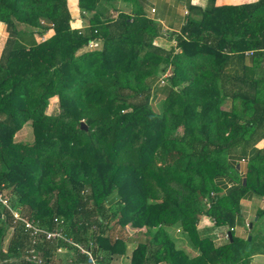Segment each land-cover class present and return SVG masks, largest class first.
Listing matches in <instances>:
<instances>
[{"label":"trees","instance_id":"1","mask_svg":"<svg viewBox=\"0 0 264 264\" xmlns=\"http://www.w3.org/2000/svg\"><path fill=\"white\" fill-rule=\"evenodd\" d=\"M132 2L0 0V192L9 195V208L0 203V264H21L31 250L49 263L60 247L76 263L89 259L33 236L13 211L63 230L98 262L135 238L131 264H249L255 254L233 227L247 193L264 197V148L245 159L264 136V0L192 6L170 47L142 10L121 8ZM74 8L84 28L73 29ZM94 40L101 50L88 49ZM54 97L59 108L48 114ZM28 123L35 142H14ZM234 160L249 161L247 175L226 192L219 180L234 177ZM204 216L232 237L222 245L203 237ZM175 227L197 256L176 249Z\"/></svg>","mask_w":264,"mask_h":264},{"label":"crops","instance_id":"2","mask_svg":"<svg viewBox=\"0 0 264 264\" xmlns=\"http://www.w3.org/2000/svg\"><path fill=\"white\" fill-rule=\"evenodd\" d=\"M259 0H217L216 5L217 6H239L242 4H253L257 3ZM136 2H139L142 5V11L147 15L148 18L155 21L160 29L161 35L163 37H159L158 44H161L165 47H170L173 42H170L168 40L171 33L173 34H181L183 32L184 26L186 25L188 16L190 15V8L192 6H199L202 8H205L208 5L209 0H136ZM135 3V2H134ZM134 3H130L128 5H125L126 9L132 10ZM77 5V4H75ZM154 10V12H153ZM80 12V10H79ZM75 19V22L73 23L74 27L73 29H79L84 28V23L82 21H79L77 18L80 16L73 15ZM1 29H5L4 23L0 22ZM50 33H54V31H50ZM165 37V38H164ZM39 38L37 36L36 41L39 42ZM162 95H156L154 97V102L156 105L160 104ZM264 148V136L262 135L260 140L256 143L255 147L250 149L245 156V159L251 160L254 155L259 151V149ZM248 164L249 161H232V165L235 170L234 177H225L219 180V183L222 181L224 186V191H230L232 188L236 187L237 184H241L244 182L247 170H248ZM235 178V180H234ZM238 182V183H237ZM242 207H241V213L235 220V225L233 227V231L236 237L244 239L246 238L243 236V234H238V230L242 228L243 226H249L251 225V222H254L253 220L258 215L259 212L264 211V197H258L254 195L252 192L247 193V195L244 197V199L241 201ZM260 221V218L257 216V222ZM253 224V228H254ZM252 228V229H253ZM199 232L200 234L205 237H209L212 234H216L218 236V239H222L223 235L225 238L229 235V228H216L212 222V220L209 217H202L201 222L199 224ZM135 233V232H134ZM170 234L173 238L174 244L176 245V249H183L185 253L190 257L197 256L196 249L190 245V243L187 241V239L176 229H170ZM228 234V235H227ZM130 236H135V234H130ZM224 238V237H223ZM217 239V240H218ZM140 238L132 239V241L128 242V247L126 249V252H121L119 254L111 255L107 251H101L100 257L102 261H100L103 264H131V257L133 254L134 249L139 243ZM59 249V248H58ZM62 251H57L58 253H62ZM67 257L73 260L70 261L71 264H75L74 258H73V252H70L68 249L64 250ZM51 261L48 263L43 257L42 254L40 256L44 259V261L47 264H60L59 260H56L55 255L56 252L52 253ZM63 255V254H61ZM57 257V256H56ZM55 259V260H54ZM252 263L251 264H264V252L259 251L258 253H255L253 257L251 258ZM64 262V261H63ZM148 264H168L167 262H157L154 259H151Z\"/></svg>","mask_w":264,"mask_h":264},{"label":"rangeland","instance_id":"3","mask_svg":"<svg viewBox=\"0 0 264 264\" xmlns=\"http://www.w3.org/2000/svg\"><path fill=\"white\" fill-rule=\"evenodd\" d=\"M71 3H72V5L76 4V3H74V1L71 2ZM124 7H125L124 5H121V8H124ZM133 8L142 10V5L139 2H135L134 5H133ZM124 10H126V12H131V10L126 9V8H124ZM72 13H73V15H75V17L81 15V13L79 12V9H77V8H74L72 10ZM115 15H116V13H115ZM0 26H2V25H0ZM52 35H53V33L48 32L45 36L39 38V42H43V40H46V39L50 38ZM3 37H4V31L0 27V41H1V38H3ZM94 49L101 50L102 49V43H96V47H93V50ZM167 75L168 74L163 75V77H162V79H163L162 81L164 83H165V78H166ZM164 83H161V84H164ZM58 108H59V99H58V97H54V98H52L51 103L49 105L48 114H52L53 112L58 110ZM14 142H16V143H26V144H33L35 142V137H34V134H33V128H32L30 123L26 124L22 128L21 131H19L17 134H15ZM4 196L9 198L8 194H4ZM18 214H19V216L21 218L23 217V213L21 214L20 212H18ZM253 221L254 222H251L252 224H255L253 230H251L250 225L249 226H243L242 228L237 229L238 230V234L239 235L243 234V236H245V234H246V238L244 237V239H247L248 241H250V251H251V253H258L259 251L264 252V216L261 217L259 222H257V216L255 217V219ZM125 229L126 230H124V233L126 235L136 234V233H134L135 230L130 225H128ZM173 229H176L179 232H181L180 228L175 227ZM118 230H119V227H118L117 231ZM11 232H12V230H10L8 235H7V238H6V241H5V244H4L5 248H7V244H8ZM181 234L183 235L184 233L181 232ZM209 237L214 241V243L216 245H222V244L226 243V238H225L224 235H223L224 238L222 237V239H218V236L216 234H212ZM250 238H251L252 241L250 240ZM92 244H93V242H92ZM64 250L65 249H63V252H65ZM63 252L62 253L56 252V255H55L56 260H59L60 264H71L70 261H73V260L72 259L69 260L70 257L68 258L66 253H63ZM61 254H63V255H61ZM197 254H198V252H197ZM251 263H252V260L250 259V263L249 264H251Z\"/></svg>","mask_w":264,"mask_h":264},{"label":"built area","instance_id":"4","mask_svg":"<svg viewBox=\"0 0 264 264\" xmlns=\"http://www.w3.org/2000/svg\"><path fill=\"white\" fill-rule=\"evenodd\" d=\"M153 12H154V10H153ZM43 41H45V40H43ZM96 43H100V42H98L97 40L90 41L89 44H88V49L89 50H93V47H96ZM253 54H254V52L250 51V52H248L247 55L252 56ZM162 83H164V82L162 81ZM215 197H216V195L214 193H212L211 196L206 199V202H207L208 206H210L212 201L214 199H216ZM0 203L4 204V206L9 208L8 197L4 196V194L1 193V192H0ZM13 215H14L15 219L24 221V223L26 224V227L28 229L32 230V235L33 236L37 237V236H40V235H45V238H46L47 241H50V240H55V241L62 240L64 242H68V243L76 246L77 248H79L81 250V253L86 254L88 256L89 259H88L87 262H81V263H75V264H102V263L98 262L96 259H94L93 255L91 254V252H89V250H86L85 248H83V246H80V245L74 243L72 239H69L65 235L63 230H61V229H56V230H53V231L45 230L42 227L34 225L33 221H30V220H28V219H26L24 217L21 218L19 216V214H18V211H13ZM62 223H63V221H60L58 224H62ZM58 250L62 251V248L60 247ZM25 262L31 263V264H47L44 261V259L40 256V254H36L35 253V250H31V251H28L26 253V255L23 257V261H22L21 264H25Z\"/></svg>","mask_w":264,"mask_h":264},{"label":"water","instance_id":"5","mask_svg":"<svg viewBox=\"0 0 264 264\" xmlns=\"http://www.w3.org/2000/svg\"><path fill=\"white\" fill-rule=\"evenodd\" d=\"M82 128L85 129V130H87V126H86V124L84 122L82 123ZM250 228H253V225H250ZM229 236L232 237L231 232H229ZM250 240H251V238H250Z\"/></svg>","mask_w":264,"mask_h":264}]
</instances>
